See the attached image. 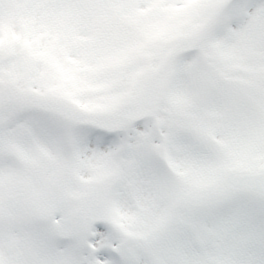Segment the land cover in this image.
Masks as SVG:
<instances>
[{
	"label": "snow or ice",
	"instance_id": "obj_1",
	"mask_svg": "<svg viewBox=\"0 0 264 264\" xmlns=\"http://www.w3.org/2000/svg\"><path fill=\"white\" fill-rule=\"evenodd\" d=\"M0 264H264V0H0Z\"/></svg>",
	"mask_w": 264,
	"mask_h": 264
}]
</instances>
